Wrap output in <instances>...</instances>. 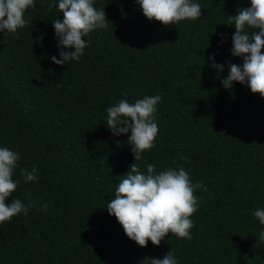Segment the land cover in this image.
I'll return each mask as SVG.
<instances>
[{
  "label": "trees",
  "instance_id": "16d2710c",
  "mask_svg": "<svg viewBox=\"0 0 264 264\" xmlns=\"http://www.w3.org/2000/svg\"><path fill=\"white\" fill-rule=\"evenodd\" d=\"M192 2L200 18L164 27L136 0H94L111 24L63 66L51 60L68 51L52 27L63 20L58 0H34L24 28L0 32V148L18 155L20 180L6 204L33 203L0 224V264H142L170 250L177 264H264V225L253 215L264 209V98L221 83L228 65L243 62L231 55L227 16L250 0ZM154 95L155 147L135 163L144 172L148 163L157 173L183 167L207 191L196 190L190 240L169 234L140 248L106 209L134 163L130 133L114 136L106 109ZM33 168L36 180L24 183L20 170Z\"/></svg>",
  "mask_w": 264,
  "mask_h": 264
},
{
  "label": "clouds",
  "instance_id": "9594fccd",
  "mask_svg": "<svg viewBox=\"0 0 264 264\" xmlns=\"http://www.w3.org/2000/svg\"><path fill=\"white\" fill-rule=\"evenodd\" d=\"M143 16L167 27L181 21H193L201 17V6L192 0H136ZM34 7V0H0V32L16 33L29 21L25 19L27 9ZM58 10L63 20L55 19L57 46L68 51H60L59 59L52 63L63 66L68 61H79L88 46L84 37L96 28H107L104 10L94 6V0H58ZM227 23L234 27L231 55L242 58V65H228V76L222 80L226 89L234 83L246 84L252 94L264 98V0H250V7L238 10L234 16H227ZM251 29L253 31L249 32ZM214 60V57H209ZM210 67L222 72L224 65L212 63ZM161 95L146 96L129 103L119 100L108 107L106 127L114 136L129 134L127 145L134 156L130 170L115 186V195L106 203L110 216H114L126 237L138 247L144 248L150 241L158 247L169 234L180 239H191L193 221L190 217L197 211L199 200L196 190L207 191L202 183L193 184L188 172L183 168H168L156 172L154 164H146V172L141 171L135 161L142 160V154L155 147L158 125L153 122L156 106ZM123 125V126H121ZM18 155L0 148V224L20 213H27L33 207L29 200H6L17 189L20 180L13 178L17 168ZM24 183L36 180V169H21ZM27 197L31 193L26 194ZM47 210V205L41 206ZM253 215L264 225V209H257ZM259 238L264 242V231ZM177 264L174 252L170 250L162 259L144 258L142 264Z\"/></svg>",
  "mask_w": 264,
  "mask_h": 264
}]
</instances>
